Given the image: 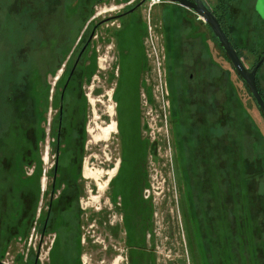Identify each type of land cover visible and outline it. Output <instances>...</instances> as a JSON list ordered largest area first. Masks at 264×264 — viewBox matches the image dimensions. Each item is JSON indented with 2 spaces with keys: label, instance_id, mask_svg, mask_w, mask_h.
Segmentation results:
<instances>
[{
  "label": "rangeland",
  "instance_id": "374dc122",
  "mask_svg": "<svg viewBox=\"0 0 264 264\" xmlns=\"http://www.w3.org/2000/svg\"><path fill=\"white\" fill-rule=\"evenodd\" d=\"M140 1L29 0L27 9L15 8L10 17L5 12L0 14V45L13 38V46L19 50V54H14L12 58L11 81L16 89L15 94V91L1 86L6 81V58L3 53L6 49L0 46L3 56L0 58V264H27L30 257L38 260V264H49L52 261L51 251L57 232L52 229L53 226L43 236L34 221L41 214L40 209L45 210L50 198L52 177L55 176L57 182L54 134L57 130L59 104L57 94L61 91V87H57V79L68 67L70 56L75 58L76 53L71 54V51L78 40L82 42L88 37L91 26L82 24V18H89L92 10L97 20L105 17L109 20L97 28L90 42L88 54L95 51L97 70L91 80L82 86L86 95L82 176L78 179L81 190L79 206L82 210V264H130V250L125 243L123 209H119V203H113L111 196L114 188L110 184L123 156L125 169L116 181L115 190L120 191L124 198L128 196L129 182L139 172L137 161L142 160L148 179V186L142 193L148 206L151 204V217L147 222L150 230L145 239L143 252L146 254L139 259L138 264H214L211 261L213 254L207 251L205 243L208 232H213L216 227L213 224L214 215L217 214H220L217 223L222 242L227 245L228 230V247L230 242L233 245L234 240L238 252L237 233L241 221L238 219L240 211L237 213V197L239 200L242 197L244 199H241L244 203L243 213L249 219L250 228L248 254H245L243 262L264 264V175L249 184L251 193L248 202L244 194L238 195L235 188L220 190L221 180L215 179L210 166L204 163L202 145L196 152L198 146L195 142L201 140L198 135L197 138L189 135L188 120L177 124L178 131L186 138L189 155L197 153L198 156L190 159L187 153L189 163L181 164L178 161L173 105L177 110L181 93L190 84L189 80L194 81L198 76L194 60L197 56L200 59L205 57L202 44L199 45L201 50L198 45L192 47L188 44L201 40L186 38V43L185 37L193 38L199 28L203 30L205 41L202 40L208 44L212 59L222 68L230 70L239 106L256 125L254 130L250 122L237 112L234 106L236 101L231 103L234 113L229 117L228 134L231 139L226 143L232 147L233 157L237 153L238 156L248 155L249 141L255 137L254 131L259 134L264 149V117L248 88L231 68L226 54L213 39L212 31L200 18L197 21L199 25L196 24L194 17L178 3L158 1L151 5V0H146L143 6L113 20L119 10ZM207 1L210 5L216 3L215 0ZM255 1L233 2L234 33L231 37L239 47L244 44L246 47L256 45L259 49L264 45V17L255 7ZM148 23L152 30H149ZM248 27H251L250 31ZM24 41L27 46L23 54ZM65 49V60L58 69H54V56ZM241 53L245 54L246 49ZM146 54H149L151 64L149 72L145 68ZM157 59L159 65L154 63ZM221 78L210 80L211 84H207L208 93L219 94L216 85L223 80V76ZM262 87L264 90L263 81ZM221 97L228 101L225 93ZM224 115L222 109L221 119L227 121ZM112 123L115 124V130L109 131ZM225 136L223 131L221 140L224 142ZM208 144L210 148L216 145V153L225 154L224 148H218L214 136ZM150 145L152 148L148 151ZM259 146L256 144L251 149L252 168H264V152L258 150ZM72 148L71 145L63 155L61 151L58 154L59 157L62 155V160H59L60 172L63 167L65 176L69 175L67 162ZM231 164L232 169L236 170L237 163ZM131 165L135 166L134 172H131ZM191 165H195L199 178L193 182L198 189L194 204L189 201L186 178L189 172L185 174ZM222 165L218 163L213 167L221 169ZM207 168L211 170L207 171ZM30 174H33L32 177L26 180ZM53 191L56 203L57 187ZM222 200L229 204L232 211H222ZM56 211L57 207L53 206L52 218ZM67 213L66 218L73 225L74 212L69 210ZM135 218L134 226L138 231L136 227H144L145 221L144 217V222L141 221L138 215ZM42 219H39L40 226ZM28 222L31 224L25 227ZM226 223L227 227H224ZM54 252L56 261L53 264H57V241ZM217 253L216 258L213 256L216 264L217 258L223 257L222 249L217 250ZM225 254L227 257L226 249ZM150 256L154 257V262ZM226 259V264H229V259Z\"/></svg>",
  "mask_w": 264,
  "mask_h": 264
},
{
  "label": "trees",
  "instance_id": "16d2710c",
  "mask_svg": "<svg viewBox=\"0 0 264 264\" xmlns=\"http://www.w3.org/2000/svg\"><path fill=\"white\" fill-rule=\"evenodd\" d=\"M233 2L234 0H216V3L212 8V11L216 15L221 27L223 28L227 36L230 38L234 47L236 48L238 55L241 57V50L242 49L244 50L246 46L243 43L244 45H242V47H239L231 37V34L234 33L232 32L234 25L233 23L234 16L232 14V5L234 4ZM206 26L208 27V29H210V27L207 24ZM212 36L213 39L218 43L213 33ZM83 42L84 41H82V43ZM202 44H203L202 49H205L204 52L205 57L203 59H200L197 56L195 59L196 63L194 66L199 72L198 76L197 78H195L194 81L189 80L190 84H188L184 92L181 93V97H180L181 102L178 103L179 107L177 110H175V107L173 105L172 117L175 121L176 127L177 124H181L184 120H188L190 122V124L188 125L189 135H193V137L195 138H197L198 135V138H200L201 140L199 141L197 139V141L195 142V145L198 146L196 152H198L200 146L202 145L203 148L202 154H204L202 158L205 159L204 163L209 165L210 168L212 169L214 178L217 180H221L222 184L220 185L218 182H216L217 185H219V187L221 186L220 190L225 188L227 189L235 188L238 195L240 196L244 194L248 202L251 193V189H250L251 186L249 184H253L255 178L260 180V178L264 175V168L258 166L257 167L254 166L252 168L251 165L252 162L250 157L253 156V154L251 149L254 148L256 144H259L261 146H259L258 150L260 152L261 151L264 152V149H262L263 143L261 139H259L260 138L259 134L256 131H254L255 137L250 138L248 155L238 156L237 153L236 156L233 157V155L231 154L232 147L228 145V143H226L231 139L230 134H228L230 130L229 121L231 120L229 117H231V113H233L231 109V103H234L236 101L235 102L236 105L234 106L237 112L239 111L241 117L242 118L244 117L246 121L250 122L254 130H256L255 129L256 125L252 122L248 113L244 109H242L241 106H239L236 89L235 86L233 85L232 80L230 79V70L222 68L221 65L218 64V62L212 59L208 49L209 47L208 44H206V42L205 43L202 42ZM66 51L67 50L65 49L58 54L56 53V55L54 56V59L56 60L55 62L56 65L54 66V69L56 67L58 68L63 63L66 57V53H67ZM88 52L89 50H86L83 53L82 57L80 58L77 66L75 67L72 73L71 70L75 58H70L68 67L63 71L62 75L57 80V87H61V91L58 92L57 94L59 96L58 97L59 104H57V108H58L57 130L54 135L56 137L57 134V147H59V151L62 152V155L64 152H66V149L70 148L71 145L73 147L72 154L70 155V159H68L67 162V166H69L68 169L69 175L65 176L66 174H64L63 173L64 171H62L63 167L61 168V172H60L59 160H62V155L61 157H58L59 159H58V170H57L58 172L57 182H55V186H54L57 187V191L59 190L60 192L59 195L57 196L56 203L54 201V203L52 204V208L53 206L57 207V211H56L57 228H52L57 232V239L55 240L54 243L56 245V241H57V264H82L81 254H82L83 246L81 243L82 234H81V220H80L82 210L80 209L79 206V197L81 194V190H80V183L78 182V179L82 176L81 160L83 156L82 151L84 149V142H85V122H86V95L84 90L82 89V86L84 83H88L91 80L92 76L95 74L97 70L96 53L95 51H92L91 54H88ZM203 62H205V64H203ZM231 68L234 70L232 65ZM221 76H223V80L216 85L217 87L216 92L219 94L213 95L212 93H208L207 84H211L210 80L212 79L216 80V78H219L218 80H221L222 79ZM67 80L68 83L64 90L63 98L61 101L60 94ZM223 93L227 95L228 101L225 98L221 97ZM68 96H70L69 99H67ZM172 101L174 100L172 99ZM60 103L63 104V112L61 118L59 111ZM70 108L72 109L70 110ZM222 109H224L225 111L224 116L226 117L225 120L227 121L221 119ZM223 131L226 133L225 142L221 140V134L223 133ZM175 134H176L175 143L177 149V156L179 155L178 161H180L181 164L189 163L188 156L190 155L187 152L188 145L186 143V138L183 134L181 135L179 134L178 127ZM212 136L217 138L218 148L220 147L224 148V153H225L224 155L221 153H216L215 144L214 147L211 148L209 147L208 141ZM62 144H64L63 147H61ZM76 153H79V155L76 156ZM257 155H259V152L257 153ZM197 156H198L197 153H194L193 155L190 156V159ZM218 163L223 164L221 169H218V167H213V165L215 164L218 165ZM231 163H237L235 166L236 170H238L237 172L234 168L232 169ZM133 166L134 165H131V172H134ZM210 168H207V171L211 170ZM123 169H125L124 156L121 160L117 174L110 180V184L114 188L111 196V199L114 203L117 201L118 195L121 194L120 191L115 190V188H116V181L120 177ZM70 171L72 172L71 174ZM187 172L189 173L186 174ZM185 174L187 175L186 178L188 182V191L190 193V196H192V198H190L189 196V201L194 204L193 200L195 201V199H197L198 189L196 187L197 184L193 182L199 180L195 165H191V167L185 172ZM137 179H139V177ZM135 185L136 183L133 181L132 187H135ZM232 192H234L235 194L234 190H232ZM141 198H142L141 194L136 198L134 195L131 194V191L129 196L126 197V199L124 198L125 204L123 211L126 214L124 216V228L127 230L129 234L128 235L129 243L134 241L135 238L139 239V242L141 243H143L144 241L145 231L142 227H140L141 228L140 231L135 230L134 223L136 218L134 215H132L133 212L137 214L138 212H142L141 211L142 207H143V212H145L144 211L145 206ZM241 199L244 200L243 197ZM241 199L239 200V197H237V202L239 205L237 206V213L238 211H240L238 215V219L239 222L241 221V228L238 229V233H237V240L239 245L237 252V259H238L237 263L244 264L243 258L248 254L247 240H248V232L250 228L248 227L249 219H247L244 216L245 214L243 213L244 203H242ZM221 202L223 205L222 211H226V210L228 212L232 211V209L230 210L229 204L225 203V200H222ZM147 207L149 210V214H151V208H150L151 204L149 206L147 205ZM69 209L74 212L73 225H71L70 220L67 219L66 218L67 216L65 215L66 211H68ZM140 218L141 221H143V217ZM224 227H227V223L224 224ZM208 233L212 234L210 233V231ZM226 234L228 235V230L226 231ZM227 235H226L227 238L226 251L228 255L226 258L229 259V247H228L229 235L228 236ZM207 242L210 245L209 251L211 252V254H213V256L215 255L216 258L217 250L213 248L214 239L213 238L207 239ZM55 245L53 246V249L51 251L52 261L49 264H53V262L56 261L54 259L56 254V252H54ZM132 252H136V250H133ZM145 254L146 252L143 251L138 253L136 256H133L132 254L131 255L132 264L135 263L138 264L139 259H142V256ZM29 255H31V253ZM213 256H211V261H214L213 263L216 264V260L215 258H213ZM150 259H152V262H154L153 258ZM31 260H32L31 257L28 258L27 262L29 263L27 264H38V260L35 261L33 259L32 260L33 262Z\"/></svg>",
  "mask_w": 264,
  "mask_h": 264
},
{
  "label": "flooded vegetation",
  "instance_id": "af4514ba",
  "mask_svg": "<svg viewBox=\"0 0 264 264\" xmlns=\"http://www.w3.org/2000/svg\"><path fill=\"white\" fill-rule=\"evenodd\" d=\"M205 1H206V3L208 4V6L212 10V8L214 7L215 4L214 5H210V3L207 0H205ZM255 3H256V1H255ZM29 4H30L29 3V0H0V14L2 12H5L6 15H7V17H10V15L12 14V12H13V10L15 8L27 9L29 7ZM143 4H144V2L141 3V4H139V3L138 4H134L133 6H130L129 8H126V9L123 8L122 10H119L114 15L113 20H115V19L117 20V18L119 16L123 15L127 11H132L135 8H138L140 6H143ZM184 9L187 11V13H189L191 16L194 17L195 23L199 25V23H197L199 17L196 16V14L194 12H192L191 10H189V9H187L185 7H184ZM90 12L91 13L89 15V18H87V19H83L82 18V21H83L82 24H85L86 23V27L91 26V30H90V32L88 34V37L85 39V41L83 43L80 42L81 39H79L78 42L76 43V45L74 46L75 47L74 50L71 51V54H75L76 53L75 54L76 55L75 56V61H74L73 66H72L71 73L73 72V70L77 66L80 58L83 55V53L86 50H89V48H90V42L94 38L95 31L97 30V28H99V26L101 24L106 23L109 20L106 17L97 20L96 16L94 14H92L93 10L90 11ZM0 24H2V23L0 22ZM82 24H81V26H82ZM187 24H188V22H187ZM204 24H206V23H204ZM250 30H251V27L250 28L248 27V31H250ZM92 32H93V34L90 37V34ZM196 32H195V37H193V38L192 37L191 38L185 37V40L184 41H186V43H188V41H187L186 38H188V39H196V38L200 39L201 41L200 42L198 41V43H197V41L196 42L195 41H191L188 44H191L192 47H194L195 45H198L199 49L201 50L200 46H201V44H202V42L204 40L205 33L203 32V30H200V28H199L198 34ZM10 43H11V45H10ZM0 46L1 47H5V49H6V50H3L4 56L6 58V68H5V70H6V72H5V74H6V76H5L6 81H5V83L2 82L1 83V86L3 87V89L6 88V89H10L11 91L13 90L12 92L15 91V94H16V89L13 87V83L11 81L12 69H13L12 58H13V55L14 54H19V50L16 49V48H14V46H13V38H11V40H6L5 43H1ZM26 46H27V44L24 41V45L22 47V53L23 54L25 53V47ZM185 48H186V46H185ZM185 48H184V50L186 52V49ZM245 49H246V53L245 54L244 53H241V58H242L244 64L246 65V67L249 70H251L257 63H259V65H258V67L256 69V73H255V80H256L257 88H258L260 94L264 96V90L262 89L263 88L262 87V81L264 82V45L261 48H259V49L256 47V45L255 46H248ZM241 51H244V50H241ZM79 54H80V56H79ZM146 56L147 57L145 59V68H146V72H149L151 70V64H150V60L148 59V55L147 54H146ZM0 58L1 59L3 58V56L1 55V52H0ZM70 58H71V56H70ZM70 58H69V60H70ZM189 76L191 78L192 77V74L189 75ZM58 79H59V77H58ZM68 80H67L66 84L64 85V87L62 89V92L60 94L61 101H62V98H63L64 90H65V88L67 86ZM243 84H245V83L243 82ZM248 91H249V89H248ZM8 98L9 99L11 98V93L8 94ZM59 111H60V118H61V115H62V112H63V104L62 103H60V105H59ZM260 113H261V111H260ZM59 129H60V126H59ZM55 142H56V153L57 154H56V159H55V164H54V168H55L54 170H55V172H57L58 159H59L58 158L59 157L58 154L60 153L59 147H57V134H56V137H55ZM151 148L152 147L150 145L148 151H150ZM148 151L146 153H148ZM133 167L135 168V166H133ZM136 167L139 168V172L138 173H135V176L130 180V182H129V190L128 191H129V194H130V191H131V194L134 195L136 198L141 194V197H142L141 200H143V203H144V206H145V210H144L145 212H141V213L138 212V214L135 213V212H133L132 215H134V216L138 215L140 217H144V221L145 222L144 221L143 222L145 223V226L142 227V228L144 229L145 233H144V241H143V243L139 242V239H137V238H135L134 241H132L131 243H129V241H128V239H129L128 235L129 234H128L127 230L124 228V231H125V243L128 245L129 250H130V252H129V261H130V264H132V258H131V255L132 254H134V253L137 254V253H140L141 251H145L144 250V247H145V243H146V241H145L146 234H147V231L150 230V227L147 226V222H148V219H150V217H151V215L149 214L148 207H147V205H148L147 202H146L147 199L144 198L143 193H142L143 189L148 186V179H147L146 172L144 171V168H143V165H142V160L137 161V166ZM32 175L33 174H30V175L26 176V180H28L30 177H32ZM138 177H139V179H137ZM143 180H144V182H143ZM133 181L136 183L135 187H132ZM145 184H147V185H145ZM54 186H55V176L52 177V184H51L52 190L49 193L50 198L48 199L47 205L45 206V210L43 211V210L40 209V211H42V212H41V214L38 215V217L34 221L35 224H38L39 233L41 235H43V236H44V234L46 233V231L49 228H52L53 226H54V228H57V212H55V216L53 215V218H52V215H51L52 212H53L52 204L55 201L54 191H53ZM59 193L60 192L58 190L57 191V196L59 195ZM129 194H128V196H129ZM118 203L120 204L119 209H124L125 202H124V198H123V195L122 194H119L118 197H117V201L115 202V204H118ZM32 205H33V202H32ZM31 208H32V206H31ZM122 213H123L122 216H123V225H124V216L126 214H125V212L123 210H122ZM65 215L66 216L68 215L67 211H66V214ZM214 217H215V222H214L213 225H216V227L214 228L213 232H211L212 234H208L207 239H210V238H213L214 239V242H213V248L214 249H216V250L222 249V255H223V257L217 258L218 264H226L228 260L226 259V254L224 255V250L227 249V247H226V244L222 242L221 235H220V232H219L220 229H219V226H218V223H217L219 221V219H220V214L214 215ZM40 218H43L42 219L43 223H42L41 226H40V223H39V219ZM207 221L209 223V220H207ZM30 224H31V222H28V224L26 223L25 227H27V225L29 226ZM25 227H24V229H25ZM31 228L32 227H30V229ZM136 228H138V231H140V229H141L139 226H137ZM209 246L210 245H209L208 242L205 243V247L207 248V251L209 250ZM133 250H136V252H132ZM150 258H153L154 259V257H152V256H150ZM219 259H221V261H219ZM154 261H155V259H154ZM229 264H237V250H236V247L234 246V240H233V245L230 242V246H229Z\"/></svg>",
  "mask_w": 264,
  "mask_h": 264
},
{
  "label": "water",
  "instance_id": "95a60500",
  "mask_svg": "<svg viewBox=\"0 0 264 264\" xmlns=\"http://www.w3.org/2000/svg\"><path fill=\"white\" fill-rule=\"evenodd\" d=\"M144 1L146 0H141L139 4L143 3ZM155 1L178 3L180 6L185 7L191 10L192 12H194L196 16L202 19V21L210 27L212 33L214 34L222 50L228 57L235 72L249 89L251 97L253 98L256 106L259 108V110L261 111L264 117V98L260 94L255 80V73L259 63H257L251 70H249L246 67L242 58L238 55L237 50L234 47L233 43L231 42L230 38L227 36L225 31L221 27L216 15L208 6L206 1L205 0H155ZM255 7L257 8L261 16L264 17V0H256ZM92 34L93 32L90 34V37L92 36Z\"/></svg>",
  "mask_w": 264,
  "mask_h": 264
},
{
  "label": "built area",
  "instance_id": "2783aa9c",
  "mask_svg": "<svg viewBox=\"0 0 264 264\" xmlns=\"http://www.w3.org/2000/svg\"><path fill=\"white\" fill-rule=\"evenodd\" d=\"M158 1H155V0H151V5H153L154 3L156 4ZM148 27H149V30L151 29L152 30V27H151V25H150V23H148ZM148 55V57H149V54H147ZM154 63H155V65H156V63H157V65H159V61H158V59L156 60V61H154ZM158 70H160V68H159V66H158ZM155 88H156V86H155ZM158 91V90H157Z\"/></svg>",
  "mask_w": 264,
  "mask_h": 264
},
{
  "label": "bare ground",
  "instance_id": "6f19581e",
  "mask_svg": "<svg viewBox=\"0 0 264 264\" xmlns=\"http://www.w3.org/2000/svg\"><path fill=\"white\" fill-rule=\"evenodd\" d=\"M115 125V124H114ZM113 125V123L109 126L108 130L109 131H114L115 129V126Z\"/></svg>",
  "mask_w": 264,
  "mask_h": 264
}]
</instances>
